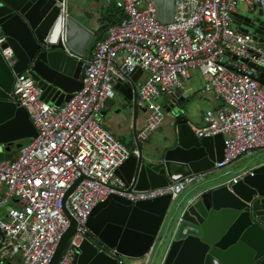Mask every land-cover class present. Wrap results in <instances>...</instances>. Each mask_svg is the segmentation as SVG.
I'll list each match as a JSON object with an SVG mask.
<instances>
[{
	"label": "built area",
	"instance_id": "1",
	"mask_svg": "<svg viewBox=\"0 0 264 264\" xmlns=\"http://www.w3.org/2000/svg\"><path fill=\"white\" fill-rule=\"evenodd\" d=\"M97 1L113 3L123 17L96 42L82 88L67 103L49 105L27 72L14 74L12 99L27 111L37 134L15 160L0 161V209L15 202L0 218V264L15 257L20 264H49L69 218L75 222V235L59 264H72L73 248L88 232L85 225L92 210L109 196L138 202L169 195L174 201L199 179L201 175H192L161 188L127 191L115 176L137 152L106 129L101 117L105 103L115 98V83L127 82L137 69L146 73L137 86V104L145 114L136 132L140 143L164 121L160 100L182 89L189 74L197 71L203 92L220 102L205 111L202 126L192 130L198 138L223 137L222 160L214 170L264 150V88L257 70L238 61L264 69V50L252 35L234 29L240 6L264 9V0H174L168 25L158 22L155 0ZM61 12L63 18L68 14L66 0H61ZM3 43L0 32V54L11 68L13 52L2 49ZM248 173L251 170L229 182ZM151 255L141 258L143 264H149Z\"/></svg>",
	"mask_w": 264,
	"mask_h": 264
},
{
	"label": "water",
	"instance_id": "2",
	"mask_svg": "<svg viewBox=\"0 0 264 264\" xmlns=\"http://www.w3.org/2000/svg\"><path fill=\"white\" fill-rule=\"evenodd\" d=\"M155 4L158 22L171 24L174 0H155ZM234 26L252 35L264 50L263 12L235 14ZM0 32L1 48L9 47L15 60L9 68L0 54V161H12L22 141L37 134L27 111L12 99L14 74L27 72L43 101L61 107L82 88L89 61L84 55L92 33L69 14L63 18L61 0H0ZM238 61L257 70L264 88V69ZM142 73L137 69L127 82L114 85L132 113L137 152L116 169L115 176L127 191H145L212 172L222 160L223 137H196L184 110L169 103L163 109L176 123V136L144 154L135 126ZM108 103L112 106L113 100L105 106ZM191 193L174 201L169 195L138 202L109 196L92 210L85 225L88 232L73 248L72 264H132L123 259L137 260L150 251L160 264H264V164L236 183L225 180L215 188ZM69 219L49 264H59L75 235V222Z\"/></svg>",
	"mask_w": 264,
	"mask_h": 264
},
{
	"label": "crops",
	"instance_id": "3",
	"mask_svg": "<svg viewBox=\"0 0 264 264\" xmlns=\"http://www.w3.org/2000/svg\"><path fill=\"white\" fill-rule=\"evenodd\" d=\"M66 4H67V13L75 20L79 21L83 26H85V28H87L92 33L91 42L84 55V57L87 60H89L92 55L96 42L103 39L108 31L107 30L108 27L114 25L118 21V18L116 17L117 10L114 7L113 3L109 5H104L98 2L97 0H66ZM258 12L264 13V9H255L249 11L245 7L240 6L236 15L247 16ZM234 29L238 31L235 26ZM145 76H146L145 73H142L140 75L137 82V86L143 81ZM203 83H204L203 79L199 74V72L192 71L189 74L188 80L186 81L182 89L176 90L172 92L170 95L164 96L160 100L162 106L165 105L166 103H169L170 107L178 106L179 108L183 109L185 112V116L189 121L191 130H193V128H198L202 126V116L205 111L213 110L220 106V102L216 100L211 94H206L203 92ZM110 107H111L110 103H108V105L105 106L101 119L106 115H108V109H110ZM114 115L116 117H111L108 125L104 127L108 129L121 143H122L121 138L128 136L129 134L128 131H129L130 132L129 136H131L132 138V146H133L130 149V151H134V150L136 151L133 140V134L131 132L132 124H133L131 118V111L124 109L123 111L117 113L115 112ZM144 116L141 117L140 120H136L135 123L136 131L139 130V128L141 127L144 120ZM164 120L165 121L163 125H161L155 132L152 133L154 134L156 132H159L157 133V136L151 139L153 136L151 135L147 141L140 143V144H144L143 147L140 145L144 154L152 150L153 148L165 144L168 139L173 140L175 138L176 123L174 119L171 117L170 114L165 112ZM158 135H160V138H158ZM12 151H14V149H12ZM17 156H18V152L16 153V155H14L13 158ZM248 157H250V159L247 160L246 165L243 166L244 167L243 169H246L243 172L250 170L252 171L259 165L264 164V150H258ZM236 172L239 171L237 170ZM212 174L213 173L208 172L201 175L196 182L188 185L176 200H183L184 198H188L190 194H192L191 192H193L194 190L195 191L197 190V192H203L207 189L215 188L221 185L223 181L225 180L231 181L233 178L239 175L237 173H234L232 174L231 177H227L225 179L224 178L216 179ZM7 205L4 206L2 209H0V218H4L6 216L8 209L12 205H15V202L11 201ZM123 260L128 262H134V261H129L128 259H123ZM142 261L144 262V259H142ZM150 262L152 263L151 257H150ZM150 262L149 264H151ZM9 263L20 264V259L19 257H15ZM134 263L140 264L138 262H134Z\"/></svg>",
	"mask_w": 264,
	"mask_h": 264
},
{
	"label": "rangeland",
	"instance_id": "4",
	"mask_svg": "<svg viewBox=\"0 0 264 264\" xmlns=\"http://www.w3.org/2000/svg\"><path fill=\"white\" fill-rule=\"evenodd\" d=\"M146 74V73H145ZM126 104L124 103V101H123V99L121 98V97H118V95L116 94L115 95V98L113 99V104H112V106L110 107V109H108V115H106L105 117H103L102 119H101V123H102V125L103 126H107L108 125V123H109V121H110V119H111V117H116L114 114H115V112L117 113V112H120V111H123L124 109H126ZM117 115V114H116ZM145 114H144V112H143V110L139 107L138 109H137V114H136V120H140L141 119V117H143ZM131 118H132V113H131ZM165 121V120H164ZM164 121H163V123H164ZM163 123H162V125H163ZM132 132V131H131ZM128 136H126V137H122L121 138V141H122V143L130 150L133 146H132V138H131V136H129L130 135V132L128 131ZM157 133H159V132H156V133H154V134H152L153 136H152V138L151 139H153L155 136H157ZM160 134H161V132H160ZM158 138H160V135H158ZM29 140L28 139H25V140H23V142H22V146L24 145V144H26L27 142H28ZM142 147L144 146V144H140ZM250 159V157H244V158H241V160H239V161H235V162H233V163H231L230 165H228V166H226V167H224L223 169H220V170H213V172H211V173H213L212 175L216 178V179H221V178H227V177H231L232 176V174H234V173H237V174H241L244 170H246V169H243L244 167L243 166H245L246 165V161L247 160H249ZM239 171V172H236V171ZM201 179H202V177H201ZM16 199H14V201H15ZM8 206V205H7ZM129 261H134V262H138V263H140V264H142L143 263V261H142V259L140 258V259H137V260H129ZM151 261H152V263L151 264H159V257L158 256H155L154 254L151 256Z\"/></svg>",
	"mask_w": 264,
	"mask_h": 264
},
{
	"label": "trees",
	"instance_id": "5",
	"mask_svg": "<svg viewBox=\"0 0 264 264\" xmlns=\"http://www.w3.org/2000/svg\"><path fill=\"white\" fill-rule=\"evenodd\" d=\"M116 10H117V16L116 17L118 18V21L114 25L118 24L123 17V13L121 11H119L118 9H116ZM108 29H109V27H108Z\"/></svg>",
	"mask_w": 264,
	"mask_h": 264
}]
</instances>
